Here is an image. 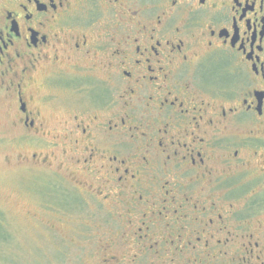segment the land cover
I'll return each mask as SVG.
<instances>
[{"label": "flooded vegetation", "instance_id": "af4514ba", "mask_svg": "<svg viewBox=\"0 0 264 264\" xmlns=\"http://www.w3.org/2000/svg\"><path fill=\"white\" fill-rule=\"evenodd\" d=\"M5 93L88 264H264V0H0Z\"/></svg>", "mask_w": 264, "mask_h": 264}, {"label": "rangeland", "instance_id": "374dc122", "mask_svg": "<svg viewBox=\"0 0 264 264\" xmlns=\"http://www.w3.org/2000/svg\"><path fill=\"white\" fill-rule=\"evenodd\" d=\"M17 119L13 97L5 93L0 101V264H88L85 254L100 246L102 228L80 219L77 207L63 208V177L41 160L34 168L35 148L20 140Z\"/></svg>", "mask_w": 264, "mask_h": 264}]
</instances>
